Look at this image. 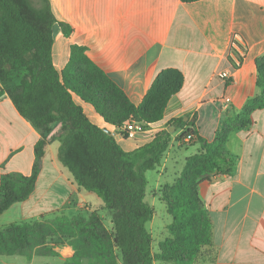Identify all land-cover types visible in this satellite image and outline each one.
I'll return each mask as SVG.
<instances>
[{
	"label": "crops",
	"instance_id": "0c3cea01",
	"mask_svg": "<svg viewBox=\"0 0 264 264\" xmlns=\"http://www.w3.org/2000/svg\"><path fill=\"white\" fill-rule=\"evenodd\" d=\"M50 3L57 19L52 56L58 72L70 63L72 48L83 47L134 105L142 103L163 71L172 69L182 74V89L171 98L164 119L149 125L138 139L117 140L126 151L147 144L179 120L195 123L199 135L213 141L225 122L232 121L249 100L261 94L257 65L264 58V0ZM61 24L72 30L70 36L65 35ZM223 71L230 72V81L219 77ZM2 88L0 81V92ZM224 97L232 99L227 109ZM75 100L93 123L116 132L91 104L77 96ZM187 128L190 125L173 128L170 148L155 170L164 176H169L170 170L179 175L168 183L171 185L180 177L188 158L203 151L200 142H179ZM41 139L42 133L19 114L12 99L7 94L1 97L0 175L31 176L35 147ZM188 146L193 149L183 152ZM60 148V141L47 146L34 192L0 216V230L13 224L48 222L52 216L51 221L60 216L89 219L93 212L104 210L97 195L78 189L59 160ZM225 151L234 161L232 172L214 175L200 185V198L213 222V246L204 248L202 254L213 256L210 264H264V108L253 113L249 127L230 134ZM181 162L183 169L177 171ZM43 180L46 188L38 198ZM60 183L65 191L58 190ZM163 186L158 184V188ZM34 252L0 254V264H31L36 257H49ZM74 255L75 251L71 259Z\"/></svg>",
	"mask_w": 264,
	"mask_h": 264
},
{
	"label": "trees",
	"instance_id": "16d2710c",
	"mask_svg": "<svg viewBox=\"0 0 264 264\" xmlns=\"http://www.w3.org/2000/svg\"><path fill=\"white\" fill-rule=\"evenodd\" d=\"M56 23L50 0H41L39 6L32 0H0V98L7 94L19 114L43 135L35 147L31 176L0 175V216L31 196L47 146L60 141L61 164L80 191L94 193L103 201L112 229H107L98 211L89 219L60 216L43 223L13 224L0 230V254L35 251V255L55 256L49 240L68 238L75 255L66 264H196L203 249L213 246V222L200 198V185L214 175L232 172L234 161L226 155L225 146L233 131L249 127L253 113L264 108V58L257 65L261 94L225 122L213 141L202 138L195 123L179 120L147 144L126 151L113 134L90 120L75 96L116 128L130 122L149 126L164 119L171 98L182 89V74L163 71L142 103L134 105L83 47L74 46L67 68L58 72L52 56ZM61 26L70 36L72 30ZM187 125L190 128L179 142H200L203 151L188 158L178 180L160 191L171 223L168 237L155 252L148 228L155 209L146 200V174L162 165L172 142L170 130ZM53 126H57L54 134ZM187 138L191 141L184 143Z\"/></svg>",
	"mask_w": 264,
	"mask_h": 264
},
{
	"label": "rangeland",
	"instance_id": "374dc122",
	"mask_svg": "<svg viewBox=\"0 0 264 264\" xmlns=\"http://www.w3.org/2000/svg\"><path fill=\"white\" fill-rule=\"evenodd\" d=\"M33 4L35 6H39L41 3V0H32ZM193 149V146H188L182 149L183 152H186L187 150ZM183 162L179 166H177V171L183 169ZM173 171H169L168 174H165V176L157 171H149L146 174L147 180H148V193H147V202L151 204L155 209V216L154 220L148 225V228L150 232L153 235L154 244L153 248L154 250H158L159 244L168 237V225L171 223V217L168 215L167 212V205L164 201L161 200V196L159 191L162 189L158 188V184H161V186L172 183L175 178H177ZM46 188V182L43 180L40 184L39 194L38 198L43 195V190ZM66 187L60 183L58 190L60 192L65 191ZM156 189V190H154ZM160 189V190H159ZM103 203V202H102ZM46 204H51L47 202ZM48 206V205H45ZM52 206V205H51ZM104 209V204H103ZM98 208V207H97ZM100 215L105 219V225L109 231L112 229L111 224V215L108 211L101 210L98 211ZM55 218L52 216L48 220H52ZM86 218V217H84ZM87 219V218H86ZM49 245L53 247L54 251L57 253L55 256H49V257H36V259L31 264H66L69 259H71V254H74V246L73 242L68 238H54L49 240ZM213 256L208 254H202L196 264H210L212 261Z\"/></svg>",
	"mask_w": 264,
	"mask_h": 264
},
{
	"label": "built area",
	"instance_id": "2783aa9c",
	"mask_svg": "<svg viewBox=\"0 0 264 264\" xmlns=\"http://www.w3.org/2000/svg\"><path fill=\"white\" fill-rule=\"evenodd\" d=\"M219 77L223 80L230 81L232 79V75L228 71H223L219 74ZM224 107L227 109L230 107L232 103V99L230 97L223 98ZM148 126H145L142 123L130 122L125 124L121 128H116V132L113 135L117 140L119 139H138L140 136L145 134ZM191 141L190 138L184 140V143H189Z\"/></svg>",
	"mask_w": 264,
	"mask_h": 264
},
{
	"label": "water",
	"instance_id": "95a60500",
	"mask_svg": "<svg viewBox=\"0 0 264 264\" xmlns=\"http://www.w3.org/2000/svg\"><path fill=\"white\" fill-rule=\"evenodd\" d=\"M170 131H171V133H173V132H174V129H171ZM107 133L112 134V133H111L110 131H108V130H107Z\"/></svg>",
	"mask_w": 264,
	"mask_h": 264
}]
</instances>
